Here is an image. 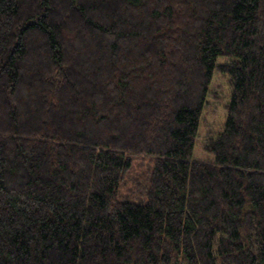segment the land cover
Segmentation results:
<instances>
[{"label":"trees","instance_id":"trees-1","mask_svg":"<svg viewBox=\"0 0 264 264\" xmlns=\"http://www.w3.org/2000/svg\"><path fill=\"white\" fill-rule=\"evenodd\" d=\"M0 264H264V0H0Z\"/></svg>","mask_w":264,"mask_h":264},{"label":"rangeland","instance_id":"rangeland-1","mask_svg":"<svg viewBox=\"0 0 264 264\" xmlns=\"http://www.w3.org/2000/svg\"><path fill=\"white\" fill-rule=\"evenodd\" d=\"M211 92L212 97H210V99L208 100V104L205 108L201 120V125L198 132L199 136L194 153L195 159L204 161L211 159V156L205 153V151L203 150L204 141L206 137L209 135H217L223 129L226 120L225 106L229 100V96L231 93V87L228 82V79L226 77H222L221 75L216 74L214 76L213 83L211 86ZM146 166V163L141 168H138L136 165L134 173L145 172L147 169ZM133 176L135 175L131 173V178ZM130 179L128 183L130 182ZM130 190H133V187L127 185L125 188H122V192L120 193V195L128 196L129 198H131Z\"/></svg>","mask_w":264,"mask_h":264}]
</instances>
